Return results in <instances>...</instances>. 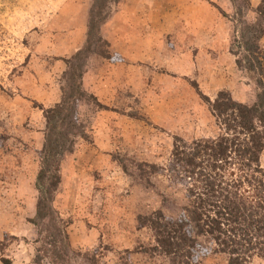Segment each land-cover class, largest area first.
I'll return each mask as SVG.
<instances>
[{
  "label": "rangeland",
  "instance_id": "obj_1",
  "mask_svg": "<svg viewBox=\"0 0 264 264\" xmlns=\"http://www.w3.org/2000/svg\"><path fill=\"white\" fill-rule=\"evenodd\" d=\"M131 1L110 4L101 26L105 54L95 49L85 59L87 99L76 106V120H69L76 135L61 158L52 203L54 220L67 234L66 264H171V257L144 251L153 240L136 218L160 209L166 219H181L194 184L172 183L161 174L146 183L134 162L167 168L174 138L191 143L218 134L190 82L210 100L223 89L237 102L255 100V84L235 69L229 50L241 26L258 23L260 0H144L149 8L136 13L149 16L138 17L142 24L134 28L124 12ZM90 3L0 0V257L13 264H51L37 251L49 247L36 243L38 229L27 221L35 212L43 111L60 101L66 62L86 38ZM259 46L264 52V34ZM238 177L235 171L225 174L228 182ZM198 241L201 264H226L224 256L212 254L210 241Z\"/></svg>",
  "mask_w": 264,
  "mask_h": 264
},
{
  "label": "trees",
  "instance_id": "obj_2",
  "mask_svg": "<svg viewBox=\"0 0 264 264\" xmlns=\"http://www.w3.org/2000/svg\"><path fill=\"white\" fill-rule=\"evenodd\" d=\"M116 1L91 0L86 38L66 62L60 101L43 111L45 132L34 181L35 212L27 221L38 229L36 243L42 241L49 247L37 251H43L51 264H66L68 256L64 241L67 234L54 220L52 203L61 183V158L71 150L72 135H76L70 133L69 120H76V106L87 99L82 87L85 59L95 49L98 54H105L107 43L102 38L101 26L109 17L110 4ZM230 1L235 4V0ZM255 13L258 23L241 26L229 50L235 69L246 73L256 86L254 102H237L225 89L210 100L192 81L190 85L207 104L218 134L191 143L174 138L167 168L134 162L138 178L146 183L150 176L161 174L172 183L186 187L190 182L194 184L188 190L190 203L182 207L181 219H166L160 209L148 217L136 218L139 227L149 231L153 240V245L147 244L144 251L171 257V264H201L203 256L197 258L195 251L199 238L210 241L212 254L224 256L226 264H250L253 258L264 260V169L260 167L264 150V82L260 78L264 76V52L259 46L264 34V25L260 23L264 22V0H260ZM240 14L237 10L234 16ZM123 168L128 170L124 164ZM230 171H235L238 179L228 182L225 174ZM45 220L50 222L43 229ZM0 263L13 264L3 255Z\"/></svg>",
  "mask_w": 264,
  "mask_h": 264
},
{
  "label": "crops",
  "instance_id": "obj_3",
  "mask_svg": "<svg viewBox=\"0 0 264 264\" xmlns=\"http://www.w3.org/2000/svg\"><path fill=\"white\" fill-rule=\"evenodd\" d=\"M140 1V0H139ZM141 2H142V6H140L139 4H137V1L136 0H132L131 2H130V4L131 5H129V4H127L126 6L124 5V12H126V14H125V16H126V20H127V22L134 28L135 27V25H136V23L138 22V17H144L145 19L149 16L148 14L150 13V12H148V13H146V15L147 16H143V15H137V13H136V9H137V11H139L140 12V14L143 12V14H144V12H145V10L147 9V8H149V7H147L146 8V6H147V3H145L144 2V0H141ZM136 4H137V6H136ZM156 5V4H155ZM128 6H131L132 8L130 9V10H128L127 9V7ZM156 10H159V8L158 7H155V8H153V13L156 11ZM162 12H164L163 10H162ZM132 13L134 14V15H132ZM135 15H137V17H134ZM133 19V20H132ZM139 24H142L141 22H138ZM146 23H148V22H146ZM133 24V25H132ZM201 24H202V22H201ZM131 26H129V27H127L126 29H130L131 28ZM205 28V27H204ZM165 36H167V35H165ZM125 50H127V48L125 49ZM136 52H138V50H137V47H136Z\"/></svg>",
  "mask_w": 264,
  "mask_h": 264
}]
</instances>
